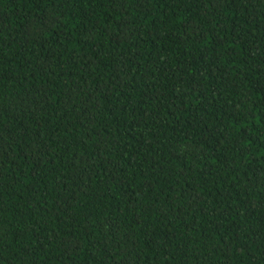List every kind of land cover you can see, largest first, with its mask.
<instances>
[{
    "label": "trees",
    "instance_id": "16d2710c",
    "mask_svg": "<svg viewBox=\"0 0 264 264\" xmlns=\"http://www.w3.org/2000/svg\"><path fill=\"white\" fill-rule=\"evenodd\" d=\"M0 264H264V0H0Z\"/></svg>",
    "mask_w": 264,
    "mask_h": 264
}]
</instances>
